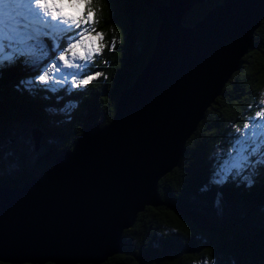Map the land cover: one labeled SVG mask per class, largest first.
I'll list each match as a JSON object with an SVG mask.
<instances>
[{
    "label": "water",
    "instance_id": "water-1",
    "mask_svg": "<svg viewBox=\"0 0 264 264\" xmlns=\"http://www.w3.org/2000/svg\"><path fill=\"white\" fill-rule=\"evenodd\" d=\"M208 1L157 7L154 50L110 122L84 129L39 177L0 186L1 263L102 264L141 212L163 204L158 182L178 166L264 19V0H222L185 26L187 12ZM30 136L38 151L43 133Z\"/></svg>",
    "mask_w": 264,
    "mask_h": 264
},
{
    "label": "trees",
    "instance_id": "trees-1",
    "mask_svg": "<svg viewBox=\"0 0 264 264\" xmlns=\"http://www.w3.org/2000/svg\"><path fill=\"white\" fill-rule=\"evenodd\" d=\"M222 0L193 7L183 18L193 26ZM167 0H95V25L104 34L101 75L84 89L32 91L21 82L37 71L23 58L0 67V186L24 184L53 166L70 150L84 129L105 126L115 111L119 93L131 86L151 56L159 19L157 7ZM47 44L55 57L53 37ZM62 39L59 49H66ZM112 47V46H110ZM58 49V50H59ZM264 93V19L253 32L247 52L219 99L206 111L185 145L177 167L158 182L163 203L147 207L125 230L120 252L102 264H264V166L249 186L240 178L212 183L216 154L227 153L249 119L260 110ZM69 100L80 107L65 119L60 110ZM54 112L55 114H53ZM43 136L35 151L30 132ZM239 130V131H238ZM0 264H5L1 263Z\"/></svg>",
    "mask_w": 264,
    "mask_h": 264
},
{
    "label": "snow or ice",
    "instance_id": "snow-or-ice-1",
    "mask_svg": "<svg viewBox=\"0 0 264 264\" xmlns=\"http://www.w3.org/2000/svg\"><path fill=\"white\" fill-rule=\"evenodd\" d=\"M94 3L95 0H0V67L23 58L25 64L38 68L41 74L21 82L29 91L41 84L50 91H58L55 85L66 83L67 77H71V87H86L103 75H86L77 82V77L105 47L101 43L104 34L95 28L98 20ZM76 29L80 31L76 32ZM46 36L53 37L54 50L59 49L62 39L69 41L68 47L60 50L57 57L62 65L58 66L56 61L43 65L49 51L42 39ZM111 46L115 47V39ZM69 53L71 58H68ZM76 60L85 63L78 64ZM63 68L78 71L62 73L64 79H56L53 73L62 72ZM261 97L260 103L264 104V93ZM257 117L262 119L252 118L235 138L229 151L218 155L212 183L223 185L236 178L249 186L253 183L258 167L264 166V109L257 113Z\"/></svg>",
    "mask_w": 264,
    "mask_h": 264
},
{
    "label": "rangeland",
    "instance_id": "rangeland-1",
    "mask_svg": "<svg viewBox=\"0 0 264 264\" xmlns=\"http://www.w3.org/2000/svg\"><path fill=\"white\" fill-rule=\"evenodd\" d=\"M82 27H86V25H85V26H82ZM75 31H76V32H79L80 29H76ZM93 34H95V33H93ZM67 35H72V33H68ZM46 37H48V36H46ZM46 37H42V39H43L44 43L47 45V44H50L51 41L48 40V39H46ZM66 41H67V45H66V48H67V47H68V44H69V41H68L67 39H66ZM101 43H103V44L105 45V47L103 48L102 52H101L100 54H98V55H95L94 59H93L91 62H89V66H88V68L85 70V72L82 73L79 77H77V82H78L79 79L84 78L86 75H93V74H95V73H102L104 76H107L105 70L103 69L104 67L107 66V65H106L107 63L102 64V62H103V56H104V54H105V50H106V48H107V43H106V41H105L104 38H103V41H101ZM110 46H111V45H109V47L107 48V50L112 51V47H110ZM59 51H60V49H59V50L57 49V51H56V53H55V57H54L52 60H49L50 57H49V55H48V58H47L46 60L43 61V65H50L53 61H56L57 64H58V66L62 65L63 62L57 60V57H58ZM48 54H49V51H48ZM68 58H71V53H69ZM75 63L82 64V63H85V62H84V61H80V60H76ZM98 63L102 64V65H101V66H103L102 69L99 68L100 65H99ZM43 65H42V67H43ZM30 66H31V65H30ZM31 68H32L33 71H37V76H38L39 74H41V73H40V70H39L38 68H35V67H33V66H31ZM76 71H78V69H75V68H73V69L63 68V69H62V72H54V73H53V76L56 77V79L63 80L64 77H63L62 73L76 72ZM94 80H95V79H94ZM94 80H93V81H94ZM91 82H92V81H91ZM91 82H90V83H91ZM49 83L52 84V83H54V82H53V81H49ZM90 83H89V84H90ZM40 86L47 87L46 85H43V84H41ZM55 87H56L58 90H60V89H67L68 92H69V91H72V90H77V89H84V88H86V87H71V77H67V82H66V83H63L62 85H61V84H56ZM260 104H261V103H260ZM79 107H80V102H78V101H74V100H69V101H68V102H67V103H66V104H65L60 110H56V113L59 114V115L61 116L62 119H65L66 117L68 118V117L71 115V113L76 112V111L78 110ZM261 109H264V104H261V106H260V110H259L258 112H260ZM52 113L55 114L54 112H52ZM252 118L262 119V118H260V117H257V114H255ZM252 118H251V119H252ZM251 119H249V120L247 121V123H250ZM243 129H244V128H243ZM243 129L241 130V132L243 131ZM241 132H240V134H241ZM231 146H232V145H231ZM231 146H230V147H231ZM219 154H222V153H219ZM219 154H216V156H215V161H216V163H218V155H219ZM216 165H217V164H216ZM216 165H215V168H216ZM193 264H215V263H213V262H209V261H206V260H201V261H199V262H194Z\"/></svg>",
    "mask_w": 264,
    "mask_h": 264
},
{
    "label": "flooded vegetation",
    "instance_id": "flooded-vegetation-1",
    "mask_svg": "<svg viewBox=\"0 0 264 264\" xmlns=\"http://www.w3.org/2000/svg\"><path fill=\"white\" fill-rule=\"evenodd\" d=\"M36 178V177H35ZM23 184H21V185H13V186H11V187H20V186H22Z\"/></svg>",
    "mask_w": 264,
    "mask_h": 264
}]
</instances>
